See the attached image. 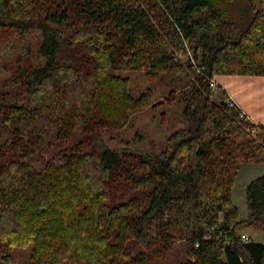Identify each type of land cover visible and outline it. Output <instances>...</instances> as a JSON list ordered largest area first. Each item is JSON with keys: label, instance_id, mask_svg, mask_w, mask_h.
<instances>
[{"label": "trees", "instance_id": "trees-1", "mask_svg": "<svg viewBox=\"0 0 264 264\" xmlns=\"http://www.w3.org/2000/svg\"><path fill=\"white\" fill-rule=\"evenodd\" d=\"M32 31L41 62L0 83L1 264L29 244L25 264H264V241L240 236L264 232V174L245 219L232 201L240 165L264 164V127L206 79L264 75V0H0V63ZM186 44L205 77L178 58ZM123 69L193 77L179 91L186 126L159 153L106 146L152 99Z\"/></svg>", "mask_w": 264, "mask_h": 264}, {"label": "rangeland", "instance_id": "rangeland-1", "mask_svg": "<svg viewBox=\"0 0 264 264\" xmlns=\"http://www.w3.org/2000/svg\"><path fill=\"white\" fill-rule=\"evenodd\" d=\"M25 36H27V38H25ZM25 36L19 37L13 34L9 38L8 47L3 52L0 63V83L11 74L13 69L19 64V61L22 62L26 59L35 64H38L39 61L41 62V58L38 57L37 52V48L41 42L39 32L32 31L29 34L26 33ZM28 44L31 48L30 52H27L25 48ZM185 48V54L183 52H177V56L181 62L185 65L187 61L190 60L193 65L192 58H194L196 63H198L197 58H195V49L190 44H186ZM194 66L195 65H193V67ZM194 69L197 71L196 67H194ZM119 73L129 78V89L134 97H138L151 89L153 92L152 99L148 107L133 112L130 115L128 125L126 124L124 130L118 135L111 137L108 133H103L106 146L110 149H118L119 151L135 150L147 154L161 152L165 148L167 138L170 134L174 130L186 126L182 116L184 101L179 91L185 89V84L193 77L188 75L187 72L177 71L164 75L156 80H148L144 70L123 69ZM173 89H176L174 94L170 92ZM221 91L219 85L218 90L212 91V98L218 101L222 100ZM229 100L230 99H226V101ZM152 105L156 106L152 107ZM5 138L7 137H0V142ZM263 174L264 164L243 163L240 165L232 189V201L238 207L239 220L245 219L247 216V185ZM190 214L187 219V229H191L197 224L193 217H190ZM222 219V213H219V224H221ZM205 221L206 220L202 218L201 223ZM240 232L248 234L254 241H264V232L260 230L245 228ZM32 249L33 244H29L26 247L14 248L11 252L15 257L13 264H25L30 257ZM180 259H182V257L177 258V260Z\"/></svg>", "mask_w": 264, "mask_h": 264}, {"label": "crops", "instance_id": "crops-1", "mask_svg": "<svg viewBox=\"0 0 264 264\" xmlns=\"http://www.w3.org/2000/svg\"><path fill=\"white\" fill-rule=\"evenodd\" d=\"M221 95L230 99L248 116L264 127V75H214Z\"/></svg>", "mask_w": 264, "mask_h": 264}, {"label": "built area", "instance_id": "built-area-1", "mask_svg": "<svg viewBox=\"0 0 264 264\" xmlns=\"http://www.w3.org/2000/svg\"><path fill=\"white\" fill-rule=\"evenodd\" d=\"M192 62H193V65H195L194 67H196L198 73H199L201 76L205 77V71H206L205 67H204V66H201L199 63H196V61H195L194 58H192ZM206 79H207L208 82H209V86H210L211 91H216V90H218V88H219V84H218V83L216 82V80L214 79V76H206ZM228 103H229L230 106H237V105L235 104V102L232 101V100H229ZM241 112H242V115H245V113H244L243 111H241ZM254 124L256 125V123H254ZM255 129H256V130H260V129L257 128V127H255ZM215 228H216V225L212 226V227H211V230L213 231ZM240 236H241V239H242L243 242H250V241L253 240V239H252L248 234H246V233H241ZM206 238H207V239H211V238H212L211 233L208 234V235L206 236ZM214 240L219 241V242L228 243L227 238H226V237H223L222 235H218V236L214 237Z\"/></svg>", "mask_w": 264, "mask_h": 264}]
</instances>
